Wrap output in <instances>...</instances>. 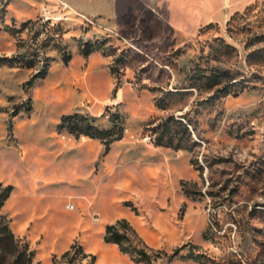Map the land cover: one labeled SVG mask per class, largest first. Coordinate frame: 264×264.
<instances>
[{
    "label": "rangeland",
    "instance_id": "1",
    "mask_svg": "<svg viewBox=\"0 0 264 264\" xmlns=\"http://www.w3.org/2000/svg\"><path fill=\"white\" fill-rule=\"evenodd\" d=\"M13 1L0 0V264H264V0H54L30 18ZM76 111L106 140L58 127ZM165 122L171 145L157 144ZM122 219L144 260L104 240Z\"/></svg>",
    "mask_w": 264,
    "mask_h": 264
},
{
    "label": "trees",
    "instance_id": "2",
    "mask_svg": "<svg viewBox=\"0 0 264 264\" xmlns=\"http://www.w3.org/2000/svg\"><path fill=\"white\" fill-rule=\"evenodd\" d=\"M93 45L90 41H86L83 43L82 46V52L84 56H87L92 52ZM70 54L64 55L63 60L65 63L70 60ZM48 65L45 67L47 68ZM46 68L42 69L41 71L36 72L33 75V80L37 78H43L46 74ZM221 80V76L212 77V84H218ZM32 82V81H31ZM227 92L230 91L229 88L226 89ZM114 120L115 125H118V122L120 123L119 117H112ZM59 128L66 127L71 133H73L75 136L79 135H86L91 138H99L101 140H106V137L108 134H110L109 129H100L93 125L91 122L90 117L87 115H84L79 112H73L69 114H63L60 118V122L58 123ZM183 132L187 136V138L190 139V131L188 129L187 124H182ZM121 129V128H120ZM175 131L172 130L171 126L165 122L162 124V129L159 132V136L157 138V144H162L163 138L166 137V143L172 144L175 140ZM106 149H107V143ZM176 148H182V143L178 141L175 145ZM13 189V185L7 184L3 185L2 182H0V208L4 204L5 200L9 197L11 191ZM126 205L130 206L131 204L126 201ZM134 209V208H132ZM3 223L2 227L0 228V240L4 238L6 234L11 240L13 239V234L8 226V221H6V216L0 215V223ZM119 225L123 227V229L119 228ZM103 238L106 242H112L118 245V248L123 253H128L134 258L135 261H141L147 258V253L144 250V247L141 246L140 239L136 238L135 231L130 227L128 222L125 219L118 220L115 223L107 224L104 229V235ZM20 256V255H19Z\"/></svg>",
    "mask_w": 264,
    "mask_h": 264
},
{
    "label": "crops",
    "instance_id": "3",
    "mask_svg": "<svg viewBox=\"0 0 264 264\" xmlns=\"http://www.w3.org/2000/svg\"><path fill=\"white\" fill-rule=\"evenodd\" d=\"M25 2L24 0H14L12 2V9L15 11V14L19 17H26V18H30L33 15L38 14L39 10L41 11L42 9L45 8V3L46 2H53L54 0H38V6L37 7H33V5L28 4L27 2H25V4L23 2ZM65 2L69 3L70 5H72L74 8L80 10L81 12L87 13L90 12V8L86 7L84 4L85 0H64ZM77 3H76V2ZM17 2H22L24 4L19 6ZM83 2V3H82ZM94 53L91 52L89 54V56ZM88 56V57H89ZM117 245V244H116Z\"/></svg>",
    "mask_w": 264,
    "mask_h": 264
}]
</instances>
